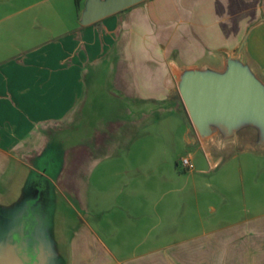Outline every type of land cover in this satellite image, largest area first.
Listing matches in <instances>:
<instances>
[{"label":"crops","instance_id":"obj_1","mask_svg":"<svg viewBox=\"0 0 264 264\" xmlns=\"http://www.w3.org/2000/svg\"><path fill=\"white\" fill-rule=\"evenodd\" d=\"M85 1L79 0L77 5L75 0H0V168L14 154L44 156L46 127L72 123L84 111L89 91L86 77L93 69L92 88L102 91L101 80L107 75L108 93L139 117L161 114L156 117L160 123L169 119L162 118L164 112L185 110L177 89L183 69L221 71L227 57L235 56L264 83V0H143L82 25ZM115 115L100 122L101 128L109 132L120 126L124 137L138 118ZM187 119L180 139L203 150L209 165H193L190 174L216 173L223 157L216 154L213 158L210 147L218 149L219 134L202 139ZM255 137L256 131L246 127L229 141L244 142L248 146L244 151L264 156V146L252 145ZM95 141L81 148L85 156H90L93 146L100 147ZM184 157L192 162L194 156L188 153ZM64 169L47 168L57 178L50 181L51 196H68L81 203L83 188L77 181L74 189L60 185ZM133 169L138 170L127 168L125 172H136ZM162 185L157 180L112 182L111 187L121 196L118 212L157 221L146 228L145 235L153 232L155 238H184L176 243L156 241L153 248L126 264H264V201L258 204L260 208L245 206L242 219L220 225L219 208L213 204L205 206L208 215H204L195 199L196 209L188 215L184 202L181 210L176 207L172 213L170 202L161 203L166 201L163 196L174 191L196 193V181L169 183L155 199L151 190ZM31 189L36 196L38 188ZM126 190L132 195L125 194ZM50 210L51 206L49 215ZM52 236L65 264L110 262L111 248L87 224L73 232L65 247L60 237ZM121 249L117 247L119 252Z\"/></svg>","mask_w":264,"mask_h":264},{"label":"rangeland","instance_id":"obj_2","mask_svg":"<svg viewBox=\"0 0 264 264\" xmlns=\"http://www.w3.org/2000/svg\"><path fill=\"white\" fill-rule=\"evenodd\" d=\"M94 70L86 77L89 91L85 95L87 97L82 114L76 116L72 123L65 121L44 130L48 137L44 156L17 157L14 154L0 168V208L9 207L18 201L36 182L49 184L50 181H55L57 178L47 172V168H65L59 178L60 185L74 189L77 181L83 188V201L79 203L68 196L55 195L47 223L50 232L55 237H60L61 244L65 247L78 227L89 225L92 233L111 248L108 264H126L135 256L153 248L154 243H176L184 239L182 236L155 238L152 236L153 232L152 235H145L146 228L157 221L139 216L134 218L135 214L118 212L121 196L111 187L112 182L132 179L163 182L161 188L151 190L155 192V199H159L169 183L178 185L196 181V193L191 189L182 194L181 191H174L163 196L162 199L166 201L161 203L170 202L172 213L176 207L181 210L184 202L188 206V215L196 209L195 199H198L199 209L203 210L204 215H208L205 206L213 204L219 208L220 225L245 217L242 210L245 206L260 208L258 204L264 201V156L244 151L248 146L243 142L225 141L218 149L210 147L213 158L216 154L223 157L217 167L219 169L214 171L216 173L191 175L189 169L181 165L184 155L191 153L194 156V168H209V165L203 150L196 144H185L180 139L185 123L188 124L185 110L178 113L164 112L162 118L169 119L162 123L156 119L161 114L157 115L156 112L139 117L133 109L127 108L125 103L108 93L110 85L106 81L107 75L101 80L102 91L90 86ZM116 112L126 119L138 118L136 125L124 137L119 130L120 126L111 128L108 132L100 125L103 120L114 119ZM125 129L127 131L128 128ZM95 139V144L100 147L93 146L90 156H85L81 148L92 146L91 140ZM127 168L138 170L133 169L136 172L127 173ZM131 192L126 190L125 194L132 195ZM164 204L161 207L164 208ZM234 211L239 212L233 215ZM140 242L143 246L138 247ZM93 244H96L94 239ZM121 246L119 252L117 247ZM59 260L62 264L65 263L64 257Z\"/></svg>","mask_w":264,"mask_h":264},{"label":"water","instance_id":"obj_3","mask_svg":"<svg viewBox=\"0 0 264 264\" xmlns=\"http://www.w3.org/2000/svg\"><path fill=\"white\" fill-rule=\"evenodd\" d=\"M143 0H86L80 15L82 25L119 12ZM177 89L185 112L202 139L219 134L220 143L231 140L242 128H253L254 146H264V83L248 64L235 56L226 59L223 70L183 69ZM244 143V142H243ZM23 195L6 208H0V264H58L53 236L43 219L36 217L31 236L36 241L29 255L18 250L19 230L23 220L31 227L28 201ZM31 258H33L31 260Z\"/></svg>","mask_w":264,"mask_h":264},{"label":"flooded vegetation","instance_id":"obj_4","mask_svg":"<svg viewBox=\"0 0 264 264\" xmlns=\"http://www.w3.org/2000/svg\"><path fill=\"white\" fill-rule=\"evenodd\" d=\"M46 178L50 180L49 177ZM33 186L37 187L39 191L36 196H34L32 189L27 192L30 197H32L33 195V197L28 201L30 209L29 214L33 221V225L31 227H28L27 225H25V221L23 220L21 229L19 230V238L15 237V239L18 241V250L23 258L29 255L30 248L36 242L31 236V232L33 231V226L35 223L34 219L38 217L39 219H43L44 221H46V219H48L49 217V208L53 201V197L51 196L50 183L42 184V182H36ZM32 259L33 258H31V260ZM57 262L58 264H62L60 260H58Z\"/></svg>","mask_w":264,"mask_h":264},{"label":"built area","instance_id":"obj_5","mask_svg":"<svg viewBox=\"0 0 264 264\" xmlns=\"http://www.w3.org/2000/svg\"><path fill=\"white\" fill-rule=\"evenodd\" d=\"M181 165L183 167H185L186 169H192L193 168V163L191 162L189 157H182Z\"/></svg>","mask_w":264,"mask_h":264},{"label":"trees","instance_id":"obj_6","mask_svg":"<svg viewBox=\"0 0 264 264\" xmlns=\"http://www.w3.org/2000/svg\"><path fill=\"white\" fill-rule=\"evenodd\" d=\"M76 4L78 5L79 4V0H75Z\"/></svg>","mask_w":264,"mask_h":264}]
</instances>
